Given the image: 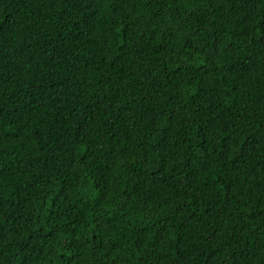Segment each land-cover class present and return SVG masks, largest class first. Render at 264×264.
<instances>
[{"label": "trees", "instance_id": "obj_1", "mask_svg": "<svg viewBox=\"0 0 264 264\" xmlns=\"http://www.w3.org/2000/svg\"><path fill=\"white\" fill-rule=\"evenodd\" d=\"M0 264H264V0H0Z\"/></svg>", "mask_w": 264, "mask_h": 264}]
</instances>
